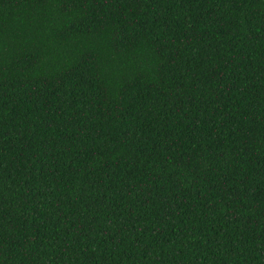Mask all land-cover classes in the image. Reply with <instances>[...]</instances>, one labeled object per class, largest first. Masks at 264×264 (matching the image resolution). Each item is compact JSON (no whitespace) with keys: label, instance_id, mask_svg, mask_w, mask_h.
Returning <instances> with one entry per match:
<instances>
[{"label":"trees","instance_id":"trees-1","mask_svg":"<svg viewBox=\"0 0 264 264\" xmlns=\"http://www.w3.org/2000/svg\"><path fill=\"white\" fill-rule=\"evenodd\" d=\"M0 264H264V0H0Z\"/></svg>","mask_w":264,"mask_h":264}]
</instances>
